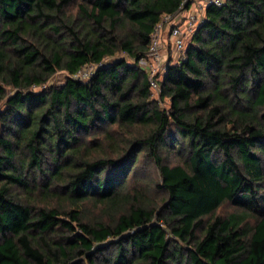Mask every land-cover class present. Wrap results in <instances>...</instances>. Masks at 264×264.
Wrapping results in <instances>:
<instances>
[{"label":"trees","instance_id":"16d2710c","mask_svg":"<svg viewBox=\"0 0 264 264\" xmlns=\"http://www.w3.org/2000/svg\"><path fill=\"white\" fill-rule=\"evenodd\" d=\"M185 2L0 0V264H264V0L208 5L154 98Z\"/></svg>","mask_w":264,"mask_h":264},{"label":"built area","instance_id":"2783aa9c","mask_svg":"<svg viewBox=\"0 0 264 264\" xmlns=\"http://www.w3.org/2000/svg\"><path fill=\"white\" fill-rule=\"evenodd\" d=\"M191 1L190 7L187 9V2L183 5V10L178 14L166 16L162 22H160L152 33V45L146 56L142 57L140 63L146 68V64L149 65L151 71V82L154 89H159V83L155 78L156 64L160 63L164 55V42H165V31L169 25L168 40L172 44V50L177 52H184L186 46V39L188 34H192L200 23L204 21L205 9L210 4L221 5L224 0H198L196 6L195 0ZM182 18L179 22L177 19ZM173 21V23H172ZM95 67L93 65L86 66L76 76L88 78Z\"/></svg>","mask_w":264,"mask_h":264},{"label":"rangeland","instance_id":"374dc122","mask_svg":"<svg viewBox=\"0 0 264 264\" xmlns=\"http://www.w3.org/2000/svg\"><path fill=\"white\" fill-rule=\"evenodd\" d=\"M195 3L196 4H194L193 7L197 5L198 0H195ZM181 19L182 18L177 19V22H179ZM172 23H173V21H172ZM168 27H169V25H168ZM168 27L166 28V31H165L166 38H165V42H164L165 50H164L163 59H162V61L160 63H157L156 64V67H157L156 72L159 74V80L162 79L163 76H164V73H165L164 71H165V69H166V67L168 65V59H169V57L172 56L173 62H176L181 57V55L184 53V52L174 51V50H172V46H169V44H171V43L168 40V30H169ZM191 37H192V34L189 33L188 36H187V39H186L187 44L190 42ZM149 65L150 64H146V68L149 69L150 68ZM63 78H64V73H59V74H56L52 78V81H61ZM153 96H154V98H159L160 99V90L159 89L153 90ZM161 103H162L163 106H168L169 105L168 104L169 103V100L167 99L165 101H161ZM171 162L173 164L179 163L180 162V159L175 156V157H172ZM154 170L155 169L152 167L151 168V171H154ZM88 206L93 211L98 212L97 208H94L92 203H89ZM237 210H238V208L235 205H233L231 203H226V204L222 205L217 210V214L227 215L228 213H231V212L237 211ZM91 216H94V215H91Z\"/></svg>","mask_w":264,"mask_h":264},{"label":"crops","instance_id":"0c3cea01","mask_svg":"<svg viewBox=\"0 0 264 264\" xmlns=\"http://www.w3.org/2000/svg\"><path fill=\"white\" fill-rule=\"evenodd\" d=\"M199 2V1H198ZM196 4V3H195Z\"/></svg>","mask_w":264,"mask_h":264}]
</instances>
